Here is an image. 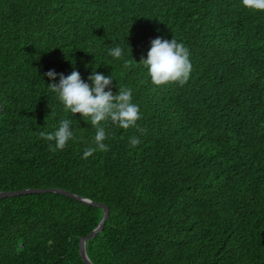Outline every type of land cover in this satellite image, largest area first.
<instances>
[{"label": "trees", "instance_id": "16d2710c", "mask_svg": "<svg viewBox=\"0 0 264 264\" xmlns=\"http://www.w3.org/2000/svg\"><path fill=\"white\" fill-rule=\"evenodd\" d=\"M156 38L189 49L185 85L151 82L140 61ZM73 70L89 84L94 70L112 75L105 91L130 88L140 108L137 127L102 122L109 150L87 159L96 128L48 86ZM0 102V192L107 205L86 243L94 264H264V12L242 0H0ZM64 119L73 138L52 151L40 133ZM104 212L58 192L0 198V264H87L81 239Z\"/></svg>", "mask_w": 264, "mask_h": 264}, {"label": "clouds", "instance_id": "9594fccd", "mask_svg": "<svg viewBox=\"0 0 264 264\" xmlns=\"http://www.w3.org/2000/svg\"><path fill=\"white\" fill-rule=\"evenodd\" d=\"M242 5L253 12H264V0H242ZM151 45L147 59L140 61L147 68L151 82L156 86L169 83L185 85L192 71L189 49L183 43L177 42L175 38L171 41L156 38L152 40ZM109 55L123 60L124 50L120 46H116L109 50ZM128 66L129 64L125 60L124 67ZM46 75L55 81L57 73L49 71ZM88 79L91 84L82 79L78 70H73L67 76L59 74V84L54 82L48 85L50 90L57 94L66 112H70L72 115L81 114L84 119L87 118L85 120L91 126L96 128L94 137L96 147L89 148L84 152L83 158L85 159L96 151L106 152L109 150L104 143L107 136L102 122L111 120L120 128L128 129L137 127V121L141 118L139 106L132 102L130 88L119 87V93L116 95L110 90L105 91L112 85L113 77L95 70ZM71 125L70 119H64L60 122L57 130L51 133L41 132L40 136L46 141L55 142L52 151L63 150L68 141L73 138ZM139 130L143 131V129ZM129 142L132 147L141 143L136 136L130 137Z\"/></svg>", "mask_w": 264, "mask_h": 264}, {"label": "water", "instance_id": "95a60500", "mask_svg": "<svg viewBox=\"0 0 264 264\" xmlns=\"http://www.w3.org/2000/svg\"><path fill=\"white\" fill-rule=\"evenodd\" d=\"M0 113H1V102H0ZM41 192H58L61 194H64L66 196L75 198L77 200H80L86 204H90V205H94V206H98V207H102L105 212H104V216L103 219L101 220L100 224L97 226V228L91 232L88 236L83 237L81 239V243H80V252L81 255L84 259V261L87 264H94L91 259L89 258L88 254H87V250H86V243L89 239L95 237L100 231L103 230L104 225L109 217V213H110V209L107 205L102 204V203H95L87 198H83L81 196L75 195L71 192H68L66 190H62V189H25V190H21V191H15V192H0V198H5V197H11V196H18V195H23V194H30V193H41Z\"/></svg>", "mask_w": 264, "mask_h": 264}]
</instances>
